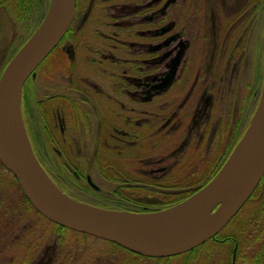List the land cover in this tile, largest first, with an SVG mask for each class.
I'll list each match as a JSON object with an SVG mask.
<instances>
[{
	"label": "flooded vegetation",
	"instance_id": "obj_1",
	"mask_svg": "<svg viewBox=\"0 0 264 264\" xmlns=\"http://www.w3.org/2000/svg\"><path fill=\"white\" fill-rule=\"evenodd\" d=\"M5 1L0 12L18 17L29 33L51 3L28 19L25 0L20 7ZM26 41L12 47L0 39V76ZM263 85L264 0H76L67 33L24 85L22 121L61 191L103 209L154 212L218 174L247 131ZM8 196L4 187L0 223L10 241L0 264L198 263L194 254L123 251L37 213L52 227L43 223L49 231L42 233L35 223L26 232V218L15 212L26 206H11ZM246 208L258 210L264 224V177L240 213ZM225 239L235 264L238 241H214ZM240 257L248 264L256 254L249 260L240 250Z\"/></svg>",
	"mask_w": 264,
	"mask_h": 264
},
{
	"label": "water",
	"instance_id": "obj_2",
	"mask_svg": "<svg viewBox=\"0 0 264 264\" xmlns=\"http://www.w3.org/2000/svg\"><path fill=\"white\" fill-rule=\"evenodd\" d=\"M75 6L76 0H52L39 28L0 77L1 163L43 217L134 254L169 258L215 239L242 210L264 177V85L250 125L229 159L207 185L184 202L144 213L103 209L77 201L53 183L30 145L39 167L33 164L21 140L22 132L28 139L22 121L24 85L67 33Z\"/></svg>",
	"mask_w": 264,
	"mask_h": 264
},
{
	"label": "rangeland",
	"instance_id": "obj_3",
	"mask_svg": "<svg viewBox=\"0 0 264 264\" xmlns=\"http://www.w3.org/2000/svg\"><path fill=\"white\" fill-rule=\"evenodd\" d=\"M2 10L3 11L0 12V23L2 27L0 39H7V41H9V45L12 47L16 46L17 44L20 46L22 40H28L33 35V33H29L27 31L25 32V28H23L21 22L18 21L19 18H14L11 12H9V15L8 11H6L4 8H2ZM17 50V48L13 49V53ZM43 160L47 165L51 164V159L43 158ZM4 187L9 193V196L6 198V200H9L11 206L18 208V205L20 202H22V195L18 187L15 185L12 176H9L8 173H6L0 166V194L2 193V190H4ZM2 200L3 199L0 198V201ZM21 207H24V205L21 204ZM15 212L17 213L16 215H22L24 218H26L28 227L26 232H29L31 226H33L35 223L39 225L42 223V233L49 231V229H44L43 223L49 228L52 227V225L47 221L39 219V216L36 214V212L28 209L27 207L23 214H20V211L18 210ZM258 213V210L248 211V208H246L241 213H239L237 218H234L235 220H233L221 232L222 237L217 239L222 240L228 236H233L238 241L240 250L242 251V256L251 260L256 252L262 248L264 241V236H262L264 233V224L256 217ZM17 223L18 222H16V224ZM8 241H10V239L7 238V235L5 236L3 224L0 223V249L5 248V243H8ZM232 249L233 247L231 245L210 242L204 248L197 251L194 254V257H196L198 260L197 264H231ZM239 264H244L241 259Z\"/></svg>",
	"mask_w": 264,
	"mask_h": 264
},
{
	"label": "trees",
	"instance_id": "obj_4",
	"mask_svg": "<svg viewBox=\"0 0 264 264\" xmlns=\"http://www.w3.org/2000/svg\"><path fill=\"white\" fill-rule=\"evenodd\" d=\"M3 4H6V1L5 0H0ZM24 1V0H14V3L16 4V7H20L21 6V2ZM47 2V0H25V7L24 9L21 7V9L19 8V10L21 11L22 9L25 10V12L27 13L26 16L28 17V19L32 16H35L37 15L38 12L41 11V7L42 5H44V3ZM11 9V8H10ZM18 18V17H17ZM13 177V176H12ZM14 179V182H15V185L18 187L21 195H22V202L25 204V206L36 212L40 217H43L41 216L33 207L32 205L29 203V201L27 200V198L25 197L23 191L21 190L18 182L16 181V179L13 177ZM193 194V193H192ZM192 194H185L184 197L180 198L178 201H176L175 203H173L172 205H170L169 207L171 206H174L184 200H186L187 198H189ZM168 208V207H167ZM165 209V208H164ZM117 210H121V209H117ZM142 212V211H141ZM44 218V217H43ZM56 227H58L59 229L61 230H65V228H62L58 225L55 224ZM66 231V230H65ZM221 233L219 235H217L216 238H221ZM210 242H213V243H217V244H227V245H231L233 243H230L227 239H225V241L223 243H218L217 241H214V240H211L209 241L208 243ZM208 243H206L205 245L191 251V252H188L187 255H193L195 254L197 251L201 250L202 248H204ZM114 245V244H113ZM119 248V246H117ZM123 249V248H121ZM123 251H126L123 249ZM240 247H238L237 249V260H236V263L235 264H239L240 263ZM254 261L253 262H250L249 264H263V261H264V244L262 246V248L256 252V257L253 258Z\"/></svg>",
	"mask_w": 264,
	"mask_h": 264
},
{
	"label": "bare ground",
	"instance_id": "obj_5",
	"mask_svg": "<svg viewBox=\"0 0 264 264\" xmlns=\"http://www.w3.org/2000/svg\"><path fill=\"white\" fill-rule=\"evenodd\" d=\"M21 140H22V144H23V147L26 151V154L32 159V162L35 166H38L37 163H36V160L34 159V157L32 156V153H31V148H30V144H29V141L28 139L26 138L24 132L21 133ZM39 167V166H38ZM41 173L45 176L44 172L41 171Z\"/></svg>",
	"mask_w": 264,
	"mask_h": 264
}]
</instances>
